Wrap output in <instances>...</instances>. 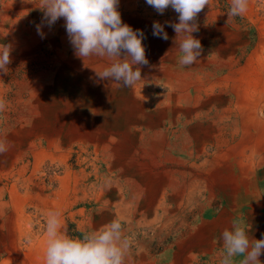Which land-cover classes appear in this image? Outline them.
<instances>
[{"label": "bare ground", "instance_id": "6f19581e", "mask_svg": "<svg viewBox=\"0 0 264 264\" xmlns=\"http://www.w3.org/2000/svg\"><path fill=\"white\" fill-rule=\"evenodd\" d=\"M38 7L39 0H9L0 8V45H12L11 58L27 55L45 43L56 50L50 68L26 73L12 99H5L0 84V98L6 101L0 126L6 127L5 139L10 145L0 155V172L14 174L24 188L19 192L9 184L6 192V184L0 183V227H6L7 234L14 237L10 229L14 215L24 219L29 206H38L47 214L62 205L66 191L76 181L67 163L70 150L66 147L79 141L90 143L94 158L108 160L107 171L112 173L106 198L115 210L102 213L96 225L120 219L123 235L139 229L125 257L128 264H154L147 260L154 256V250L147 254L154 236L163 242L172 235L170 248L175 259L170 264H191V259L198 261L200 255L222 248V238L214 239L209 231L223 221L229 223L233 211H223L216 219L201 217L200 226L195 221L197 212L220 202L224 181L236 194L253 199L257 195L254 175L264 162V71L261 63L252 59L257 47L238 65L231 42L241 39L246 43L244 33L217 31L220 35L215 34L213 43L207 31L199 29L193 36L204 43L203 52L195 64L182 67L176 33L165 23L178 22V14L171 9L168 16L154 12L141 16L134 12V0H120L123 23L145 34L149 61L139 66L141 81L122 87L96 76L95 71L107 66V61L91 58L84 62L75 56L63 18L50 28L45 24L42 39L36 30L43 17ZM25 14H29V26L22 20ZM154 21L164 24L168 40L153 36ZM207 43L217 52L216 58L207 57ZM225 67L221 76L205 80L209 70L219 73ZM10 113L11 120L3 121L2 116ZM228 123L232 139L226 143L218 138V132ZM45 158L64 166L55 198H49L42 184L34 181ZM261 205L255 204L259 209ZM179 229H198L199 238L195 234L189 242L186 236L176 235ZM147 232L152 233L149 239ZM36 243L37 248L22 250L11 240L0 262L45 264L46 236ZM168 248L165 244L164 249Z\"/></svg>", "mask_w": 264, "mask_h": 264}, {"label": "rangeland", "instance_id": "374dc122", "mask_svg": "<svg viewBox=\"0 0 264 264\" xmlns=\"http://www.w3.org/2000/svg\"><path fill=\"white\" fill-rule=\"evenodd\" d=\"M8 1L9 0H0V8L8 3ZM134 2V12L140 14L141 16L148 15V13L150 12L161 15L154 8L147 5L146 0H134ZM229 6L230 0H212L211 6H206L205 9L198 14L196 22L199 25V29L206 30L209 37H212L210 41H212L213 43L216 41V35H220L217 34V31H224L229 35L232 32H235L237 34L244 33V37H246L244 41H246V43H242L241 39L231 42L232 47L235 49L234 59H239L238 65H243L252 49H254V47L256 46L258 51L256 52V56H253L252 59H254L256 63H261L263 68L261 70L264 71V0H249L247 12L243 16H237L230 20L227 17ZM123 7L124 6H121L120 9L124 10L125 8ZM170 13L171 8L167 9L162 15L168 16ZM22 20L25 22V26H29V14L23 15ZM1 23L2 22L0 16V30L2 27ZM201 45L205 46L204 43H201ZM210 47L211 45H208L207 43L206 48H204L207 57L216 58L217 52L214 51V49L210 50ZM55 51L56 50L54 47L52 48L49 43H45L37 46L32 52L27 55L11 58V63L8 65V73H0V84L5 91V99L9 100L16 96V91L18 90L20 82L26 80V73H28L29 71L38 73L39 71H45L50 68L53 62L52 58L55 55ZM228 53L229 52H227L225 56L227 65L230 64V55ZM226 70V67L219 73H215L214 71L209 70L208 74L205 76V80L214 79L219 74L221 76L226 72ZM216 91L217 87L214 88V92ZM226 92L231 93L229 92V90H227ZM232 105L233 104H231L230 107ZM11 116L12 114L10 113L9 117L2 116V119L3 121H9L11 120ZM258 117H261V114L258 113ZM226 122L227 120L225 121V123ZM228 125H230V123H228L227 126ZM6 130L7 129L6 127H4V125L0 126V139L2 138L6 140ZM229 130L230 126L222 131H219L218 138L221 141L225 140L226 143L229 142L232 139L229 134ZM66 148H69L70 150V152L67 153V163L71 164V174L76 181L75 184H71V187L66 191L65 199L62 205L59 208L56 207L54 209L55 211H59L61 213V222L66 228L67 234L75 238L82 237V234L96 231L97 227L99 229L102 224L100 222L98 226L96 224L99 221L101 214L109 212L112 213V211L115 210L114 205L112 206L111 201L109 202L108 198H106L107 191L109 192V187L112 181V173L107 171V166L109 163L108 160L104 161L102 159H96L90 153L92 150L90 143L79 141L71 142ZM263 170L264 162L262 167L255 171L254 176L257 195L254 199L251 195L240 193L236 194L232 191L231 186H229L224 181V184L222 185V188H220L219 192V196L222 197L220 202L216 203V205L210 206L207 210L197 212L198 219L195 222L200 226L203 219H216L223 211H233L231 215L232 218L229 223L227 221H223L222 224L220 223L218 225L216 230H214L213 232L209 231L211 234L213 233L214 239L221 237L222 232L225 229L231 230L234 221H242L247 226V228H249L248 235L250 239H253L254 236V239L257 240L264 238V225L260 224L261 226H258V228L255 229V232L251 229L255 227V225L257 226L256 223H259V210L264 213V180L262 179ZM8 174L9 175L1 174L2 176H0L1 185L6 184L4 186L5 191L7 192V188L10 185H14L19 192H23L24 188L21 186V183L19 181L15 180V175L11 173ZM63 174L64 166H62L60 162L56 161L55 159L51 160L49 158H45L40 163L39 172L34 175V181L42 184L44 192L49 195V198H55L59 192L60 183L58 177L63 176ZM259 202H261L262 204L260 206V209L255 206V204ZM9 212L10 209L7 207L6 213ZM26 214L27 217L24 219H20L18 215L13 216L15 218H13L14 220L12 219L10 229L14 232V237H10V235L7 234L8 230L6 227H0L1 262L6 255V245H9L11 240L13 245L15 244L22 250H26L27 248L33 247L36 241L45 235L47 214L35 205L29 206L26 209ZM190 219L191 217H189V220ZM122 225H124V223H122ZM197 231L198 229L194 232L190 229H185L184 232H182L181 229H179L176 232V235H184L189 241V239H194L195 234H198ZM138 232L139 229L138 231L134 230L133 233L127 232V234L123 235L128 240L129 246L132 245L131 243L136 241L135 237L139 236ZM150 235H152V233L147 232L146 236L148 237H146V239H149ZM15 237L19 238V240L14 241L13 239ZM171 237L172 235L166 237L167 239L163 242L159 241V236L152 237L150 242L151 244H149L147 250V254L153 252L154 250V256H151L147 259L149 262H153L154 264H170L175 259V256L172 253L173 249L170 248V245H172L170 241ZM197 237L199 238V235H197ZM214 242L220 245L217 240H215ZM220 242H222L221 247H223V241ZM185 243L186 245H188L187 241H185ZM165 244L169 245L168 249H164ZM36 245L35 248L38 247H36ZM221 249L222 248L215 247L214 252L211 255L202 254L198 257V261H195L193 258L192 264H208L211 261H213L212 264H216L217 262L221 263ZM163 252L166 253V257H164L163 255L164 258L161 257V255L164 254ZM192 252L194 251L191 250V253ZM261 255L264 256V252H262ZM208 256L212 257V260H209ZM242 259L243 257L239 255L234 257L233 264H240ZM260 260L262 261V264H264V259L260 258ZM1 262L0 264H2ZM19 262L18 264H31L24 261L20 263ZM125 262V264H128L127 260Z\"/></svg>", "mask_w": 264, "mask_h": 264}, {"label": "clouds", "instance_id": "9594fccd", "mask_svg": "<svg viewBox=\"0 0 264 264\" xmlns=\"http://www.w3.org/2000/svg\"><path fill=\"white\" fill-rule=\"evenodd\" d=\"M120 0H39L43 11L36 30L45 38L42 30L49 28L63 18L70 44L77 58L84 62L98 58L107 61L100 71H95L100 80H108L117 86L133 87L142 80L139 66L148 65L142 30H134L123 23L118 10ZM147 5L159 14L171 8L178 14V22L166 21L176 33L178 41V64L189 67L201 56V41L193 36L198 32V14L210 7L212 0H146ZM249 0H230L228 19L243 16ZM153 36L168 40L164 24L154 21ZM11 44L0 45V73H8L11 63ZM6 110V101L0 98V112ZM9 143L0 139V155L9 150ZM249 228L242 221H234L231 230L225 229L221 238V264H233V258L242 256L240 264H262L260 256L264 252V238L250 239ZM45 264H125L129 242L123 236L120 219H113L98 230L71 237L61 222L59 211H49L46 216ZM30 242V241H29Z\"/></svg>", "mask_w": 264, "mask_h": 264}, {"label": "crops", "instance_id": "0c3cea01", "mask_svg": "<svg viewBox=\"0 0 264 264\" xmlns=\"http://www.w3.org/2000/svg\"><path fill=\"white\" fill-rule=\"evenodd\" d=\"M260 198V197H259ZM253 222V221H252ZM251 222V223H252ZM257 224V226L255 225V227H253V228H251L252 229V231H254L255 232V229L256 228H258V226H261L260 224H262V225H264V213L263 212H261L260 210H259V223H256ZM255 238V236L253 237V239ZM190 257H192L193 258V255L192 256H190ZM260 258L261 259H264V256H260ZM191 264L193 263V260L191 259Z\"/></svg>", "mask_w": 264, "mask_h": 264}]
</instances>
